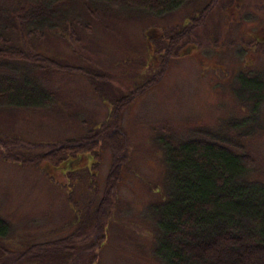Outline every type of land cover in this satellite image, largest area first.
<instances>
[{"label":"rangeland","instance_id":"obj_1","mask_svg":"<svg viewBox=\"0 0 264 264\" xmlns=\"http://www.w3.org/2000/svg\"><path fill=\"white\" fill-rule=\"evenodd\" d=\"M70 6L63 26L18 41L48 60L3 65L53 100L0 108V217L10 227L0 264H161L150 219L163 179L157 143L202 129L253 132L241 144L264 179V89L253 118L242 85L256 77L264 86V0H188L158 16ZM67 142L74 152L41 158ZM42 247L56 254L33 258Z\"/></svg>","mask_w":264,"mask_h":264},{"label":"trees","instance_id":"obj_2","mask_svg":"<svg viewBox=\"0 0 264 264\" xmlns=\"http://www.w3.org/2000/svg\"><path fill=\"white\" fill-rule=\"evenodd\" d=\"M186 1L0 0V108L20 109L52 103V95L42 84L37 90L27 91L30 84L37 81L17 69L6 71L3 65L14 61H39L35 57H40L21 51L18 41L25 45L26 40L41 38L63 26L74 11L70 5L77 3L90 15L94 10H90L89 5L158 16L179 8ZM63 6L70 8L63 11ZM253 79L255 81H243L242 85L250 97L248 103L252 104L247 108L255 118L260 99L264 97L260 96L264 86L260 78ZM227 129L224 133L195 130L186 141L167 140L156 145L162 153L163 179L159 188L161 198L152 206L150 219L153 255L161 264H243V259L264 264V179L256 176L254 161L241 144V139L253 132L236 127ZM100 130L93 129L88 137H84L86 142L76 141L75 150L87 148ZM73 145L67 142L51 146L41 158L74 152ZM32 146L38 147L37 144ZM21 158L13 162L21 163ZM5 159L8 161L7 157ZM28 159L32 161L30 157ZM233 179H236L237 189L228 190ZM248 195H255L257 199L244 200ZM9 233V225L0 217V239ZM245 242L252 246L246 254L242 249ZM56 250L42 247L33 258L49 257L56 254Z\"/></svg>","mask_w":264,"mask_h":264}]
</instances>
